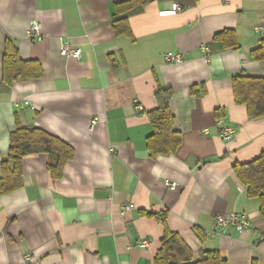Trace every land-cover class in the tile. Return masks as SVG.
<instances>
[{"label":"crops","instance_id":"0c3cea01","mask_svg":"<svg viewBox=\"0 0 264 264\" xmlns=\"http://www.w3.org/2000/svg\"><path fill=\"white\" fill-rule=\"evenodd\" d=\"M126 1L0 0V179L18 124L73 150L59 178L49 153L26 155L23 185L0 193V264H156L166 227L194 260L219 250L228 264H264L260 201L235 172L264 151V116L251 119L233 90L236 74L264 77V60L251 54L264 45V0H150L129 15L130 35L115 31ZM176 3L178 13L160 14ZM33 21L40 36L28 34ZM225 29L238 48L214 40ZM64 43L82 57L62 55ZM9 47L29 72L11 84L3 80ZM168 52L183 61L167 62ZM160 88L173 91L182 141L152 156ZM230 213H246L249 228L212 237L216 216Z\"/></svg>","mask_w":264,"mask_h":264},{"label":"trees","instance_id":"16d2710c","mask_svg":"<svg viewBox=\"0 0 264 264\" xmlns=\"http://www.w3.org/2000/svg\"><path fill=\"white\" fill-rule=\"evenodd\" d=\"M150 0H128L117 6V12L123 14L116 20V33L130 35L129 15L137 9H143ZM119 22V24H118ZM123 25V26H122ZM214 40L223 42L226 48H238L239 41L233 29H225L215 35ZM257 60H264V45L252 50ZM28 63L24 62L17 47H9L4 57L3 80L11 84L15 79L29 75ZM233 90L237 104L247 106L251 119L264 116V77L236 74L233 77ZM171 89L160 88L156 93L159 107L151 112L154 133L148 139V148L152 156L171 154L181 144V134L174 131L175 117L171 112ZM32 153H49L54 161L49 168L54 177H61L63 168L73 157L72 148L57 137L39 128H27L20 124L11 136L8 157L3 159V177L0 179V193L6 194L23 185V158ZM14 167L9 169V160ZM235 172L241 182L247 186L248 196L258 198L260 211L264 216V151L250 163L236 164ZM156 264H228V259L219 250H205L199 260H194L193 252L184 239L167 227L161 238V247L155 258Z\"/></svg>","mask_w":264,"mask_h":264},{"label":"built area","instance_id":"2783aa9c","mask_svg":"<svg viewBox=\"0 0 264 264\" xmlns=\"http://www.w3.org/2000/svg\"><path fill=\"white\" fill-rule=\"evenodd\" d=\"M182 9L181 5L176 3L173 5L171 9H166L160 12L161 15H174L178 13ZM262 29V28H259ZM28 34L31 37H36L41 35V26L38 21H33L31 26L28 29ZM61 54L64 56H71L80 59L82 57V49L74 48L68 43H64L61 47ZM165 59L169 63H180L183 61V57L179 53L168 52L165 54ZM28 104V102H26ZM234 129L231 127H225L222 133L223 138L226 141H231L233 139ZM170 187L175 188L177 183L169 182ZM134 205H127L123 208V213L133 208ZM250 218L246 213H230V214H220L216 216L215 226L216 229H213L209 232L212 237L217 236V230L223 231L228 226H234L239 231H244L248 229L250 226ZM150 245V241L148 239H143L139 242V246L142 248L148 247ZM29 261H32L33 258L28 256Z\"/></svg>","mask_w":264,"mask_h":264},{"label":"water","instance_id":"95a60500","mask_svg":"<svg viewBox=\"0 0 264 264\" xmlns=\"http://www.w3.org/2000/svg\"><path fill=\"white\" fill-rule=\"evenodd\" d=\"M218 75H225V73H219Z\"/></svg>","mask_w":264,"mask_h":264}]
</instances>
